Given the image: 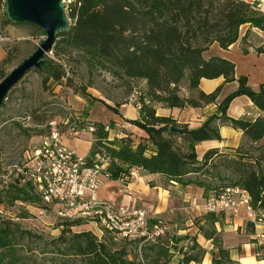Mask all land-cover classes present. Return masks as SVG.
<instances>
[{"label":"trees","instance_id":"16d2710c","mask_svg":"<svg viewBox=\"0 0 264 264\" xmlns=\"http://www.w3.org/2000/svg\"><path fill=\"white\" fill-rule=\"evenodd\" d=\"M67 15L71 21L70 27L58 32L50 51V54L55 53V57L47 53L42 65L34 69L45 73L41 80L44 85L49 79L60 83L67 77L65 85L71 87L69 71L65 63L61 62L60 54L72 50L80 53L90 71L99 68L125 83L142 79L144 84V90L135 89L130 92L129 98L133 96L139 105V119L130 122L143 129L146 137L135 140L127 134L110 137L111 133L105 130V126L112 128L113 121L108 124L93 121L84 125L94 126V139L88 158L96 154L109 157L103 170L105 177L116 180L130 174L132 168H140L151 174H160L167 181L181 184L194 182L189 178L185 179V176L201 172L211 162L213 155L219 154L218 149H209L200 161L196 158L195 143L209 139L220 140L218 123H226L240 130L247 142H261L258 146L259 155L253 161L246 160L244 153L237 152L236 156L227 157L229 160L225 167L231 168L235 175L234 181L228 185L236 184L246 189L251 197L252 207L264 210V169L258 162L259 159H264V87L259 91L252 90L245 76L235 77L233 61L220 55L205 54L213 43L223 49L235 43L239 38L240 27L244 24H248L249 28L264 30V12L255 2L73 0L69 4ZM8 23L12 22L6 17L4 0H0V25ZM35 28L40 31L39 27ZM247 36L248 30L241 38L242 43H247ZM263 51L258 48V52ZM12 53L8 49L0 62V80L8 73L6 66L13 59ZM220 76L224 78V82L237 81L239 85L219 103L217 113L209 115L200 126L191 129L171 117L156 114V104L184 108L214 102L222 86L211 93H205L199 89V81L201 78ZM242 94L248 96L263 112L253 119L228 116L226 110L230 101ZM122 104L124 102L119 105ZM3 105L2 103L1 106ZM28 115L38 128H25L19 123L18 127L29 138L46 135L49 131L47 121L56 116H39L35 112ZM73 117L72 113L68 116ZM84 126L80 122L79 128ZM171 127L180 130L171 131ZM195 182L205 186L203 181ZM22 188L29 192L28 199L48 208L42 204L30 182L25 181ZM16 190L18 191L7 193L11 200L22 197L19 193L21 189ZM219 215L206 213L208 227L198 226L199 232L210 240L213 247L210 251V264H241L232 259L229 249L223 246L221 233L215 226V222L220 219ZM252 224L246 221V229L251 233L255 228ZM25 234L30 235L20 227L0 225V264H30L31 256L21 253L22 245L19 243ZM187 237L189 235L179 236L176 241ZM160 238L161 235H156V239ZM142 239L144 238H138L134 242L138 244ZM108 240L110 241L109 238ZM191 242L190 248L201 252L183 254L179 264L200 263L203 260L206 250L196 241V237L191 238ZM51 245L53 249L46 259L49 264H137L134 259L126 257L124 247L112 248L104 239L98 240L90 231L73 233ZM139 250L147 264H170L167 243L163 246L157 240L140 245ZM32 261L35 264H45L44 261Z\"/></svg>","mask_w":264,"mask_h":264},{"label":"rangeland","instance_id":"374dc122","mask_svg":"<svg viewBox=\"0 0 264 264\" xmlns=\"http://www.w3.org/2000/svg\"><path fill=\"white\" fill-rule=\"evenodd\" d=\"M68 7L69 5L65 8L66 13ZM35 26L29 23L0 25V39L5 42L7 50L13 51V59L10 65L6 66V72H9L23 58L29 56L44 38L43 31L37 30ZM263 45L254 46L253 49L257 52L258 48L264 50ZM255 51L249 50L248 45H245L244 48L236 45L230 48L226 55L230 56L236 64V77L245 76L250 88L259 91L261 87H264V54H258ZM48 53L50 54V52ZM79 54L78 51L73 50L69 53L60 54L61 62L65 63L66 68H68L71 87L65 85L68 81L66 80L67 77L60 83L49 79L44 85L41 80L45 73L31 69L11 89L3 102L4 105L0 106V225L8 228L17 226L30 233V235L25 234L19 240L22 245L21 253L31 256L30 264H35L32 260L44 261L45 264H49L46 259L50 255L49 251L53 249L51 243L82 230L90 231L98 240L104 239L112 248L124 247L127 253L126 257L134 259L137 264H147L142 259L139 246L160 240L163 246L167 243L169 263L179 264L178 261L183 254L201 252L199 249L193 250L190 247L192 245L191 238L196 237L199 230L198 226L208 227L205 217L208 212L204 208V198L198 197L196 201L194 199L191 203L187 202L186 205L177 202L170 203V207L174 210L163 213L159 217H152L149 214V225L154 220H162L167 229L163 234H160V239H156V235H152L136 244L134 241L137 239L129 240L114 237L92 220L76 219L73 221L58 217L54 207L43 209L40 202H32L28 199L29 192L22 188L27 179H24L20 174L18 167L22 166L24 162V150L39 145L41 142V136L36 135L29 138L18 127L19 123L25 128H38L28 117L31 112H35L39 116L56 115L54 116L56 119L63 120L72 113L82 126L93 121H101L107 124L113 121L114 125L110 132L108 131L111 133L109 134L110 137L119 136L122 132V134L131 135L134 140L138 138L132 129L139 127L130 121L139 119V115L136 114L135 118L123 116L133 115L136 113L135 108L137 107L131 102L132 105H128L126 109L121 111L119 104L122 102L129 104V94L135 89L136 91L144 90L143 80L133 79L125 83L99 68H93L90 71ZM50 55L55 57L54 52H51ZM238 85L237 82V87ZM84 89L85 92H83ZM185 92L183 91V93ZM226 93L228 92L221 93L220 102ZM217 106L209 115L217 113ZM245 117L251 119L254 115H246ZM115 118L121 121L122 125L124 123L125 126L121 124L116 126ZM63 132V141L68 149H73L80 156L88 157L92 149L93 134L85 130L73 137L67 135L65 130ZM260 143H249L243 136L239 137L235 151L213 155L211 162L206 165L204 170L198 174L194 173L193 177L203 181L205 186H200V188L204 187L203 192H205L206 197L218 186L228 185L234 181L235 175L231 172V168L225 167L229 160L227 157L236 156L237 152H240L244 153L246 160L253 161L259 155L258 146ZM258 162L264 169V159H259ZM16 189H21L19 193L22 197L11 200L7 193L14 190L17 192ZM99 189L102 193L111 189L116 191L118 184L109 187L105 183ZM219 216L222 220L227 217L221 214ZM228 218L232 220L234 217ZM186 235L189 237L176 241L177 237ZM207 247L210 248V244Z\"/></svg>","mask_w":264,"mask_h":264},{"label":"built area","instance_id":"2783aa9c","mask_svg":"<svg viewBox=\"0 0 264 264\" xmlns=\"http://www.w3.org/2000/svg\"><path fill=\"white\" fill-rule=\"evenodd\" d=\"M72 1L64 0L66 6ZM249 1L261 8L260 0ZM129 101L139 107L133 96ZM79 124L76 117L50 119L46 123L49 131L41 136L40 144L25 150L18 171L31 183L42 204L54 207L57 216L64 219L92 220L121 239H147L163 234L167 229L165 223L155 220L149 225L150 215L145 209L118 205L98 195L109 157L96 154L88 158L68 149L62 137L64 130L73 137L85 130L94 131L92 124L80 128ZM105 130L110 132L111 128L106 125ZM204 208L206 212L227 217H240L244 213V220L252 222L254 227L264 225V210L253 208L248 191L236 184L212 190L204 198Z\"/></svg>","mask_w":264,"mask_h":264},{"label":"crops","instance_id":"0c3cea01","mask_svg":"<svg viewBox=\"0 0 264 264\" xmlns=\"http://www.w3.org/2000/svg\"><path fill=\"white\" fill-rule=\"evenodd\" d=\"M260 4V9L262 12H264V0H260ZM247 30V43H242L241 38ZM260 44H264V30L258 29L256 27L249 28L248 24H244L240 27L239 38L235 43L231 44L227 49H223L219 47L217 43H213L205 52V54L220 55L234 62L230 56L226 55L230 48H233L236 45L244 48L245 45H248L249 50L255 51L253 47H257ZM6 53L7 47L5 46V42L3 39H0V62L6 56ZM257 53L264 54V51ZM220 85L222 86L220 87V93L217 99L212 103L203 104L199 107L184 108H169L164 107V105L162 106L160 104H156V114L163 117H171L177 123L186 124L191 129L198 127L206 120L208 115L211 114L213 110H215L214 108H216L218 102H220L221 93L227 91V95L237 88V81H232V83L224 82V78L222 76L211 79H200L199 89L205 93H211ZM128 105L132 104L124 103L120 105L121 111L126 109ZM135 109L136 113L133 115L131 114L130 116H123L125 118H135L136 114L139 115L138 108ZM262 112L263 111L258 109L250 100V98L244 94L235 96L230 101L226 110L227 115L234 118L245 117L246 115L252 114L254 115L253 118H255ZM114 121L116 126L121 124V121L116 118ZM122 126H125V124L123 123ZM218 127L219 133L221 135L220 140L209 139L195 143V151L197 154L196 158L198 160L201 161L204 153L212 148L218 149L219 153L235 151L237 148L239 137L243 136L242 132L226 123H218ZM132 130L133 133L138 136V138L146 137V133L143 129L135 128ZM120 133L122 134V132ZM193 176L194 172L187 174L185 179L189 178L194 182L181 184L175 181H167L160 174H151L140 168H132L130 170V174L126 176L124 175V177L116 180L103 177L101 187L99 188H102V186L106 183L109 187L113 186V184H118V189L116 191L111 189L108 192L103 191L102 193V191L100 192V189L98 188V195L104 199H110L118 205L123 204L139 209L143 208L152 217H159L163 213H168L173 209L170 207V203L177 202L181 205H186L187 202L191 203L194 199L196 201L198 197H206L205 192H203L204 187L200 188L202 185L195 182L199 181V179H196ZM243 215L244 213L240 217L232 218L233 221L231 218L226 217L224 220L220 218L215 222L216 229L221 233L223 246L229 249L231 258L239 261L241 264H264V228L262 226H257L254 228L252 233L248 232L246 229V221L244 220ZM196 241L206 250V253L200 263L190 262L189 264H210V251L213 249L210 240L205 239L198 230L196 233ZM209 244L210 248L207 247Z\"/></svg>","mask_w":264,"mask_h":264},{"label":"water","instance_id":"95a60500","mask_svg":"<svg viewBox=\"0 0 264 264\" xmlns=\"http://www.w3.org/2000/svg\"><path fill=\"white\" fill-rule=\"evenodd\" d=\"M4 3L6 17L12 23L36 25L44 32V38L29 56L0 80V106L28 71L42 65L44 55L51 51L58 32L69 29L71 24L64 0H4ZM170 130L179 131L180 128L171 127Z\"/></svg>","mask_w":264,"mask_h":264}]
</instances>
